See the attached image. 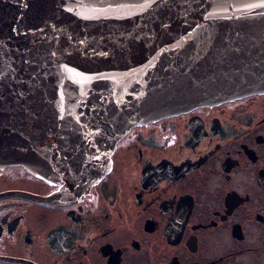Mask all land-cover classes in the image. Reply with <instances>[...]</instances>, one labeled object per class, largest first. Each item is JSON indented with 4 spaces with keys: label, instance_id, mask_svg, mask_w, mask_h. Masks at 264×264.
Instances as JSON below:
<instances>
[{
    "label": "water",
    "instance_id": "water-1",
    "mask_svg": "<svg viewBox=\"0 0 264 264\" xmlns=\"http://www.w3.org/2000/svg\"><path fill=\"white\" fill-rule=\"evenodd\" d=\"M264 94V0H0V169L81 201L136 125Z\"/></svg>",
    "mask_w": 264,
    "mask_h": 264
},
{
    "label": "flooded vegetation",
    "instance_id": "flooded-vegetation-1",
    "mask_svg": "<svg viewBox=\"0 0 264 264\" xmlns=\"http://www.w3.org/2000/svg\"><path fill=\"white\" fill-rule=\"evenodd\" d=\"M0 169V264H264V94L133 126L79 202Z\"/></svg>",
    "mask_w": 264,
    "mask_h": 264
},
{
    "label": "bare ground",
    "instance_id": "bare-ground-1",
    "mask_svg": "<svg viewBox=\"0 0 264 264\" xmlns=\"http://www.w3.org/2000/svg\"><path fill=\"white\" fill-rule=\"evenodd\" d=\"M217 105V104H216ZM177 115V114H176ZM165 118V117H164ZM159 120V119H158ZM156 121V120H155ZM152 122V121H151ZM146 124V123H145ZM137 126V125H136Z\"/></svg>",
    "mask_w": 264,
    "mask_h": 264
},
{
    "label": "rangeland",
    "instance_id": "rangeland-1",
    "mask_svg": "<svg viewBox=\"0 0 264 264\" xmlns=\"http://www.w3.org/2000/svg\"><path fill=\"white\" fill-rule=\"evenodd\" d=\"M112 158V157H111Z\"/></svg>",
    "mask_w": 264,
    "mask_h": 264
}]
</instances>
